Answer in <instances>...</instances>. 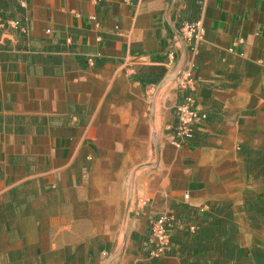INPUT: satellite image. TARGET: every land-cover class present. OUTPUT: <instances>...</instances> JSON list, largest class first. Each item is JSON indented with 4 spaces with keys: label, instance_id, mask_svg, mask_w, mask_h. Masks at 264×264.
<instances>
[{
    "label": "crops",
    "instance_id": "0c3cea01",
    "mask_svg": "<svg viewBox=\"0 0 264 264\" xmlns=\"http://www.w3.org/2000/svg\"><path fill=\"white\" fill-rule=\"evenodd\" d=\"M0 56V264H264V0H0ZM169 214L203 237L152 261Z\"/></svg>",
    "mask_w": 264,
    "mask_h": 264
},
{
    "label": "built area",
    "instance_id": "2783aa9c",
    "mask_svg": "<svg viewBox=\"0 0 264 264\" xmlns=\"http://www.w3.org/2000/svg\"><path fill=\"white\" fill-rule=\"evenodd\" d=\"M25 7V4L23 3ZM10 25L19 30L25 37L30 36V28L20 21H12ZM185 39L190 43L200 44L205 40L206 29L201 22L186 23L182 28ZM2 71V60L0 56V73ZM194 81L191 72H184L176 79L180 94L183 96V103L177 108V122L173 130V146L181 149L186 146H193L197 143L199 133L209 122L207 111L200 109L196 104L195 96L191 93V85ZM189 199V195L186 196ZM210 208L200 210V214L209 213ZM176 221L175 215H162L156 218L150 226L148 253L150 260H156L164 256L172 247L176 233L172 228V223ZM201 228V224L196 221L192 223H181L179 231L187 230L195 234Z\"/></svg>",
    "mask_w": 264,
    "mask_h": 264
},
{
    "label": "trees",
    "instance_id": "16d2710c",
    "mask_svg": "<svg viewBox=\"0 0 264 264\" xmlns=\"http://www.w3.org/2000/svg\"><path fill=\"white\" fill-rule=\"evenodd\" d=\"M221 209L222 208H219V209H217V213H221ZM190 215H192V217L193 216H198L195 212H194V214L193 213H189L188 214V216H190ZM200 218H201V221L203 222V223H205L206 221H208V220H211L212 218H213V215H207V214H205V213H202V214H200V216H199ZM183 221L181 220V219H179V218H176V221L174 222V223H172V228H173V230L175 231V232H181V234H182V236H185V237H187L188 235H189V232L187 231V230H184V231H179V226H180V224L182 223ZM186 223V222H185ZM195 237H197V238H202L203 237V227H201L200 229H199V231L198 232H196L195 234H193ZM178 242H180V240H179V238H175L174 239V243H177L178 245H181L180 243H178ZM173 243V244H174ZM173 246V245H172ZM172 248V247H171ZM170 248V249H171ZM170 249L168 250V251H170ZM168 251H167V253H168ZM166 253V254H167Z\"/></svg>",
    "mask_w": 264,
    "mask_h": 264
},
{
    "label": "rangeland",
    "instance_id": "374dc122",
    "mask_svg": "<svg viewBox=\"0 0 264 264\" xmlns=\"http://www.w3.org/2000/svg\"><path fill=\"white\" fill-rule=\"evenodd\" d=\"M162 87H165V92L167 91V92H177V93H179V95H180V90H179V87L174 83V81H173V83L172 84H168V83H165ZM166 92V93H167ZM154 139L156 140V137H154ZM128 214H129V209H127V217H128Z\"/></svg>",
    "mask_w": 264,
    "mask_h": 264
}]
</instances>
